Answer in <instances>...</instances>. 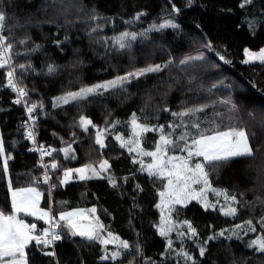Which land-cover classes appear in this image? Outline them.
<instances>
[{
    "label": "trees",
    "instance_id": "obj_1",
    "mask_svg": "<svg viewBox=\"0 0 264 264\" xmlns=\"http://www.w3.org/2000/svg\"><path fill=\"white\" fill-rule=\"evenodd\" d=\"M0 10L6 12L4 36L13 44V67L27 92L25 101L37 105L39 140L55 148L43 159L31 150L25 138L24 107L16 103L17 94L7 83L8 67H0V210L11 214L14 190L36 187L43 193L42 206L52 211L55 220L61 212L96 207L104 235L111 232L130 245L123 249L71 236L61 221V228H51L48 238L52 231L62 238L50 245L30 244L28 264H264V253L247 246L260 234L259 220L264 216V62L244 63L247 47L264 46V0H0ZM137 14L141 15L136 18ZM168 20L178 27L149 31L146 37L132 41L130 48L119 49L113 39L125 31L142 33ZM198 54L205 59L191 66L179 64ZM21 64L30 67L22 70ZM155 64L168 67L132 79L123 89L104 90L68 104L56 100L81 87ZM48 65L57 66L56 71L49 74ZM229 98L238 113L218 103ZM201 105L208 107L196 113L195 119L207 134L233 125L243 127L255 154L216 168L205 164L211 189L216 190L210 194L216 207L205 208L199 200L175 205L172 219L178 231L162 237L158 205L167 178L150 175L146 166L153 158L142 154L156 150L161 133H144L139 149L121 144L131 138L133 113L141 124L164 125L167 135L169 126L180 122L171 113ZM230 115L235 119L230 120ZM81 116L96 127H81ZM191 119L184 121L187 124ZM97 131L102 133L103 146L96 143ZM69 145L74 151L66 157L62 149ZM129 147L134 150L129 152ZM105 160L108 167L99 175L60 183L65 170L99 167ZM53 163L56 168L51 167ZM217 191L237 197L239 203L232 205L238 209L236 215L225 216L218 210L225 201ZM21 217L37 225L34 234L41 235L47 228L46 221L38 217L25 213ZM248 220L256 232L244 235V228L235 229ZM184 221L196 229V236L187 231ZM234 229L242 239H227ZM221 230H227L224 236L218 235ZM200 247L206 249L203 256ZM47 251L54 255H46ZM115 251L121 253L115 260L102 259Z\"/></svg>",
    "mask_w": 264,
    "mask_h": 264
},
{
    "label": "snow or ice",
    "instance_id": "obj_2",
    "mask_svg": "<svg viewBox=\"0 0 264 264\" xmlns=\"http://www.w3.org/2000/svg\"><path fill=\"white\" fill-rule=\"evenodd\" d=\"M246 3H249L250 0H245ZM179 11V9H174ZM141 14H137L139 17ZM95 18V17H94ZM134 18V19H136ZM7 19L6 12L0 10V31L5 28V21ZM176 28L178 27L171 20L165 21L161 25H152L149 29H146L142 33L136 32H122L119 36L113 38L116 45L119 49H127L131 47V42L135 41L137 37H146L149 31L160 30L163 28ZM95 31V29L93 30ZM8 37L0 35V67L5 65L11 66V55L13 44L8 43ZM127 41V43H126ZM24 43V41H21ZM39 48V45L36 46ZM205 47H210L205 45ZM36 49H32L35 51ZM245 54L247 59L244 63H251L253 61L264 62V48L260 49L259 52H252L248 49H245ZM205 56L203 54H198L195 56L189 55L186 58H183L179 61L180 65L191 66L195 61H203ZM221 60H224V57H220ZM227 62V61H226ZM172 63V61H169ZM26 65H19L20 69H25ZM55 65H48L47 72L49 74L56 71ZM168 65H148L144 68L138 69L136 71H130L122 76H117L113 80L106 81L101 84H94L91 86L81 87L77 92H68L64 96L57 97L56 100L58 103L68 104L70 101H78L80 99L86 98L93 94H100L101 90L124 88V85L127 82H130L132 79H138L140 77L146 76L151 73L162 72ZM15 68H12L7 72V83L12 88L16 89V85L13 83V75ZM216 85H213L215 88ZM20 97L27 96V92L23 88L17 89ZM16 103H21L20 99L16 100ZM218 103H223L229 105V112L236 114L239 112L238 106L229 98L226 100L218 101ZM37 107L36 104H33L28 108L29 114L32 113L33 109ZM208 107L207 105H201L199 107L188 108L181 112L171 113L174 117L179 119V123H173L169 127L171 131L164 134V125H155L147 126L138 122L139 118L135 113L132 114V119L130 121L132 126L133 135L137 138L135 140L122 141L121 146H126L127 144H133L136 149L140 148L139 137L144 133L149 131H160L159 142L156 144V150L151 152H142L143 155L153 157V163L146 166V171L150 175L156 177H167V192H161L160 196L162 197L161 204L167 205L171 204H184L189 200H200L204 204L205 208L213 207L216 205H210L206 202V199L202 198L204 191L210 186L209 173L205 170V164L210 167L216 168L222 164L228 163L229 161L234 160L235 158L240 157H253L254 148L250 142L248 131L239 126H228L224 131L213 130L211 134H207L206 130L201 128V123L195 119L196 113L202 112L204 108ZM165 111H170L165 108ZM217 116H222V113H216ZM249 116L252 118L254 114L249 113ZM185 117H192L193 119L189 120L186 124L184 121ZM235 116L230 115V120H234ZM79 124L81 127L87 129L89 125L96 127L91 119H86L84 116L80 117ZM182 129V130H181ZM193 130L195 134L193 135ZM28 137L32 139V133H28ZM172 137H175L173 139ZM117 140H122L120 136L116 137ZM34 142V141H33ZM96 143L103 146L104 140L102 138V133L97 131L96 133ZM44 155H51L52 149L50 151H44L40 149ZM133 147H129L128 151L132 152ZM169 150L179 151L181 153H186V155L180 156H170L165 159V156ZM0 151H2V143H0ZM64 155L67 157L70 152L74 151L69 147L62 149ZM194 157H200L202 160H194ZM141 163H143L141 161ZM108 162L103 161L99 167L101 170H106ZM47 167V166H46ZM52 168H56L57 164L53 163ZM4 168H7V160L4 161ZM91 170L94 175H99L95 168L91 166H85L78 169H67L64 171L63 180L60 183H67L68 180L72 177L73 172L78 173V178L83 180L90 178L86 173ZM48 177L45 176L44 182L47 183ZM111 179V178H110ZM113 186H116V180L111 179ZM193 185H202L200 191H196L193 188ZM55 187V185H53ZM216 191V190H213ZM218 196H222L225 205L219 207L225 216H234L237 214V207H233L234 203L238 204L239 201L235 195L228 196L226 191H217ZM41 193L35 188H26L19 189L12 192L11 196V214H5L0 210V264H28L27 252L26 249L30 244L35 242L37 246L40 245H50L54 241L60 240L62 237L58 232L52 231L51 239H49V228H44L41 235H35L34 232L37 228L35 223L28 224L24 220L19 218L20 213H25L28 216L38 217L40 220H45L52 229L61 228V221L66 222L63 227L66 231L69 232L71 236L83 237L88 241H99L101 244L108 245L116 243L118 237H114L111 232H107L108 239L101 238L99 232L104 230V225L99 223L98 218L97 222L93 223L89 219L84 210H73L68 212L59 213V220H55L50 211L43 210L39 208V198ZM167 199H163L164 197ZM219 203V202H217ZM264 203V202H262ZM160 207V205H158ZM91 213H95L96 209L92 208L88 210ZM78 220H88L87 224L78 223ZM184 224L188 225L187 231H189L193 236L197 235L196 229L191 226L188 221H184ZM260 225V234L257 235L255 239H252L248 242L247 246L249 248H255L257 251L264 253V216H261L259 220ZM244 228V235H247L248 232H256L257 227L253 224L252 220H248L244 225H236L235 229ZM232 230V234L227 237L231 240L233 236H236L237 239H242L239 233L236 230ZM173 231H178L175 224L172 222L171 217L167 219H162V223L159 225V234L162 237H168L169 233ZM225 231L221 230L218 235L224 236ZM183 236L185 233H179ZM216 237H209L208 239H215ZM172 240L168 239V246L171 247ZM120 247L123 249H128L130 245L126 241L120 242ZM206 249L204 247L199 248V254L203 256ZM46 255H54V253H45ZM121 253L119 251L112 252L111 256H103L102 259H113L115 260ZM187 257V253L184 254Z\"/></svg>",
    "mask_w": 264,
    "mask_h": 264
},
{
    "label": "rangeland",
    "instance_id": "obj_3",
    "mask_svg": "<svg viewBox=\"0 0 264 264\" xmlns=\"http://www.w3.org/2000/svg\"><path fill=\"white\" fill-rule=\"evenodd\" d=\"M262 48H264V46L262 47ZM262 48H260V49H262ZM246 49H248V50H250V51H252V52H259V50L260 49H253V48H251V47H247ZM247 59V56H246V54H245V56H244V61ZM253 62H256V61H253ZM7 80H8V77H7ZM110 80H113V79H108V80H105V81H103V82H100V83H97V84H101V83H104V82H106V81H110ZM101 91H104V90H101ZM25 98H26V96H25ZM36 110V109H35ZM38 114V113H37ZM39 117V116H38ZM86 119H88V118H86ZM140 123V122H139ZM226 130V129H225ZM218 131H224V129H221V130H218ZM135 139H137L134 135H133V132H132V135H131V138L129 139V140H135ZM139 141H140V147H141V144H142V136L141 137H139ZM134 146V145H133ZM135 147V146H134ZM155 151V150H154ZM173 155H175V154H173V153H171L170 155H168V152H167V154H166V156H165V159H167L168 157H170V156H173ZM175 156H178V155H175ZM153 158V157H152ZM199 158L200 157H194V160H199ZM153 160H154V158H153ZM202 160V159H201ZM151 163H153V161L151 162ZM151 163H149V164H151ZM108 167V165L106 166V168ZM96 168V171L100 174L102 171H104V170H101L100 169V167H95ZM167 178V177H166ZM71 179V178H70ZM69 179V180H70ZM68 180V181H69ZM201 187H202V185H193V188H195V190L196 191H200V189H201ZM28 188H30V187H28ZM33 188H35V189H37V191L38 192H40L41 193V196H40V198H39V208H41V209H43V210H46V211H50L51 212V214H52V211L50 210V209H48L47 207H43L42 206V200H43V193H42V191L40 190V189H38V188H36V187H33ZM21 189H26V188H21ZM17 190H19V189H17ZM14 191H16V190H14ZM213 190L211 189V184H210V186L204 191V193H203V197L202 198H204V199H206V202H208L210 205H215V202L214 201H211L212 199H211V192H212ZM165 193L167 192V187H166V190L164 191ZM210 198L209 200H208V197ZM163 199H167V197L165 196ZM190 201H192V200H189V201H186L184 204H187V203H189ZM200 201V200H199ZM175 205H177V204H171V203H169V204H167V205H162L161 204V202H160V211H161V215H162V219H167L169 216L171 217V220H172V222L174 223V219H172V209L174 208V206ZM92 208H95L96 209V207H90V208H79V210H84L85 211V213L87 214V216L89 217V219L90 220H92V222L93 223H96L97 222V220H96V218H97V212H95V213H91V212H89L88 210H90V209H92ZM75 210H77V209H75ZM73 211V210H72ZM96 211H97V209H96ZM19 216H20V219H22V217H21V213L19 214ZM22 220H24V219H22ZM25 221V220H24ZM45 221V220H44ZM89 221L88 220H78V223H81V224H87ZM47 223V222H46ZM100 223V222H99ZM48 224V223H47ZM180 225H181V223H180ZM47 228H49L50 229V232H51V226L48 224L47 225ZM100 235H101V238H103V239H108L109 237L107 236V233H106V235H104L105 234V232L103 231V230H101L100 232ZM113 234V233H112ZM113 236L114 237H117L115 234H113ZM120 239L118 238V240L116 241V243H112V245H120Z\"/></svg>",
    "mask_w": 264,
    "mask_h": 264
},
{
    "label": "built area",
    "instance_id": "obj_4",
    "mask_svg": "<svg viewBox=\"0 0 264 264\" xmlns=\"http://www.w3.org/2000/svg\"><path fill=\"white\" fill-rule=\"evenodd\" d=\"M0 35H4V31L3 30L0 31ZM12 58H13V54L11 55V66L5 65V66L8 67L7 72L10 71L12 68H14L13 67V60H12ZM12 79H13V83L16 85V89H14V88H12L10 86L11 89L13 91H15L16 94H17L16 97H15V101L17 99H20L21 100V104L24 107V112H25V119H24V121H25V138L30 141V143H31V150L39 152V154L41 155V158L43 159V157L45 155L43 154V152L40 149H43L44 151H50V150L55 149V148H54V146L47 147L45 145V143H43V142H41L39 140V136H38V132H37V125H38V122H39L38 114H37V112H36L35 109H33L32 113L29 114L28 108H30L32 105L25 101V96L24 97H20L19 92H18L17 89H20V88H23V87L19 83L18 78H17V75H16L15 72H14V75H13ZM29 132L32 133V139H30L28 137V133ZM35 235H39V234H36L35 233ZM47 252L54 253L53 251H47Z\"/></svg>",
    "mask_w": 264,
    "mask_h": 264
},
{
    "label": "crops",
    "instance_id": "obj_5",
    "mask_svg": "<svg viewBox=\"0 0 264 264\" xmlns=\"http://www.w3.org/2000/svg\"><path fill=\"white\" fill-rule=\"evenodd\" d=\"M70 153H72V152H70ZM69 153V154H70ZM82 167H85V166H80V167H77V168H74V169H78V168H82ZM92 168H95V166H93ZM96 169V168H95ZM91 170H89L87 173H86V175L88 176L89 174L91 175ZM74 179H79L78 178V173H75V172H73V174H72V177H71V179L68 181V182H71L72 180H74ZM67 182V183H68ZM19 218H20V216H19ZM25 223H27L26 221H25ZM46 253H48V252H46Z\"/></svg>",
    "mask_w": 264,
    "mask_h": 264
}]
</instances>
